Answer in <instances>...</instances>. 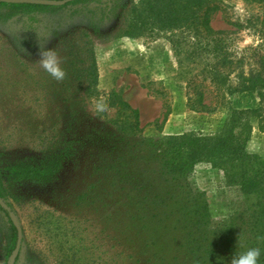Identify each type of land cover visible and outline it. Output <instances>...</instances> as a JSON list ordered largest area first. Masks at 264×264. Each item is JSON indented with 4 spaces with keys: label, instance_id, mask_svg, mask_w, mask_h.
I'll return each instance as SVG.
<instances>
[{
    "label": "rangeland",
    "instance_id": "obj_1",
    "mask_svg": "<svg viewBox=\"0 0 264 264\" xmlns=\"http://www.w3.org/2000/svg\"><path fill=\"white\" fill-rule=\"evenodd\" d=\"M218 4L222 9L212 16V28L235 31L228 49L236 58L245 56L232 76L258 71L264 57L263 12L241 0H219ZM124 5L129 7L130 0H85L31 15L0 11L3 183L8 168L17 162L37 164L49 148L56 147L53 152L66 145L71 148L48 183L20 181L9 188L7 201L23 235L14 264H148V258L159 264V259H171L181 243V233L173 232L174 219L166 230L163 225L156 228L150 220L152 213L144 218L138 203L141 194L137 191L157 168L158 141L183 134H219L228 119V108L244 112L260 107L254 93H239L212 113L191 109L186 84L194 76L201 80L205 63L190 58L192 38L180 35L177 53L170 33L164 31L96 40L97 91L71 109L63 101L67 93L61 81L40 67L39 50L55 49L59 38L75 27L93 34L94 25H99V32L104 33L111 23H100V18L106 15L111 20L109 7L120 10ZM120 99L138 111L142 131L130 127L134 118L119 106ZM101 100L105 111L98 113L95 106ZM214 100L204 88V103L213 106ZM167 110L166 121L160 125ZM242 122L247 126L234 128V133L243 139L247 153L264 159V109L245 112ZM118 125L125 131L118 132ZM152 143L155 150L148 147ZM188 182L194 191L204 193L212 225L238 209L239 188L226 183L222 170L200 162ZM9 233L10 224L0 212V250ZM154 233L162 238L155 239V245L148 237ZM176 256L182 260L180 254ZM1 260L0 252V264Z\"/></svg>",
    "mask_w": 264,
    "mask_h": 264
},
{
    "label": "trees",
    "instance_id": "obj_2",
    "mask_svg": "<svg viewBox=\"0 0 264 264\" xmlns=\"http://www.w3.org/2000/svg\"><path fill=\"white\" fill-rule=\"evenodd\" d=\"M83 1L76 0L60 7L0 2V11H8L12 15H31L59 10ZM218 1L130 0L129 7L124 5L120 10L109 7L111 20L106 15L100 18V23L104 20L111 23L104 33L99 32V25H94L93 34L87 29L75 27L59 38L54 49L61 57V67L66 72L65 78L61 80V86L67 93L63 101L70 103L71 109L97 91L96 40L105 42L114 38H137L164 31L170 33L172 48L177 53L181 45L180 35L192 38L190 58L194 60L198 57L205 63L200 72L201 80L198 82L197 76H194L186 84L187 101L191 109L212 113L227 106L229 98L239 93H254L259 99L258 109L243 112L228 108L229 115L222 133L183 134L158 141L160 148L157 151V168L152 172L153 177L144 180L137 191L141 194L137 202L144 211V218L152 213L150 220L154 221L156 228L163 225L166 230L174 219L173 232L181 233V243L175 253L182 256L180 261L179 256L173 254L167 261L159 259V264H230L235 253L248 247L261 249L258 264H264V159L247 153L243 139L234 133V128L247 126L242 122V114L258 113L264 109V57L260 60L258 71L232 76L235 67L243 64L245 56L236 58L228 49L234 42L232 36L235 31L214 30L211 26L212 16L222 9ZM241 1L259 6L264 14V0ZM228 25L239 27L231 22ZM177 34L178 39L175 41ZM74 88L77 91H72ZM204 88L213 94V106L204 103ZM118 104L130 111L134 118V124L130 127L136 132L142 131L139 128L138 111L131 109L121 99ZM168 114L167 110L160 125L166 121ZM258 117L260 121L263 120L261 114ZM154 125H157V121ZM116 128L118 132L125 131L121 125ZM148 147L155 150L157 146L152 143ZM56 149L49 148L37 164L20 161L9 167L6 182L8 188L0 176V199L8 207V210L0 207V212L10 224V233L0 250L1 264H9L17 239L16 230L10 221V214L14 211L7 201L9 188L20 181L45 184L53 179L71 150L67 145L60 152H56ZM200 162H207L213 168L222 170L226 183L237 186L241 194L238 209L215 226L211 224L204 193L194 191L188 182L194 166ZM148 237L154 245L157 242L155 239H162L157 233L149 234ZM145 262L154 264L151 258Z\"/></svg>",
    "mask_w": 264,
    "mask_h": 264
},
{
    "label": "clouds",
    "instance_id": "obj_3",
    "mask_svg": "<svg viewBox=\"0 0 264 264\" xmlns=\"http://www.w3.org/2000/svg\"><path fill=\"white\" fill-rule=\"evenodd\" d=\"M38 55L40 67L53 79L61 81L65 78L66 72L61 67V57L56 50L44 47L39 50ZM95 107L98 113L105 111V104L102 100L98 101ZM260 256L261 249L259 247H248L235 253L231 257L230 264H258Z\"/></svg>",
    "mask_w": 264,
    "mask_h": 264
},
{
    "label": "water",
    "instance_id": "obj_4",
    "mask_svg": "<svg viewBox=\"0 0 264 264\" xmlns=\"http://www.w3.org/2000/svg\"><path fill=\"white\" fill-rule=\"evenodd\" d=\"M76 0H62V1H53V0H0V2L3 3H25V4H33V5H44V6H50V7H60V6H64L70 2H73ZM0 207H2L5 210H8V207L6 206V204L4 203V201L2 199H0ZM10 221L12 223V225L14 226L15 230H16V234H17V239H16V243H15V247L14 250L11 254V258H10V262L9 264H14L16 259L18 258L19 254H20V250H21V246H22V229L17 221L16 216L11 213L10 214Z\"/></svg>",
    "mask_w": 264,
    "mask_h": 264
}]
</instances>
